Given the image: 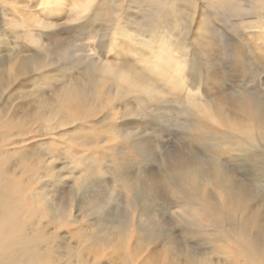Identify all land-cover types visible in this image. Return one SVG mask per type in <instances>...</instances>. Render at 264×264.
Returning a JSON list of instances; mask_svg holds the SVG:
<instances>
[{
	"label": "rangeland",
	"instance_id": "1",
	"mask_svg": "<svg viewBox=\"0 0 264 264\" xmlns=\"http://www.w3.org/2000/svg\"><path fill=\"white\" fill-rule=\"evenodd\" d=\"M100 1L0 0V63L8 62V56L30 57L28 60L37 61L27 69L30 75L22 80L24 87L16 93L20 99L13 101L15 105L20 103L17 106L24 110L39 109L38 116L30 117V123L24 126V131L28 130V142L20 144V150L26 153L33 168L41 170V164H49L53 173H62L65 185H60L57 191H63V195L65 191L66 198L73 200L72 204L81 201L85 190H88L85 197L95 194L118 199V209L109 206L115 210H100L95 215L98 220L120 228L104 232L106 238L115 241L109 242L110 247L120 243L117 239L125 243L128 238L130 248L141 246L144 254L154 246L152 259L160 264L224 263L228 259H224L225 255L219 250L226 244L217 242L214 226L207 223L209 219L202 217L200 223L196 222L202 225L195 228L184 223L186 208L180 203L194 205L198 195L207 194L210 187L206 183L192 184L197 193L192 196L187 192L186 195L182 191L184 184L189 186L192 178L184 174L183 168L196 166L195 178H202L217 167L219 184L223 183L227 171L242 181L254 176L251 190L244 186L237 189L242 195L246 191L252 194L257 200L255 206L260 204L264 209V148L254 142L248 149L241 148L232 154L245 160L230 162L231 159L223 157V152L214 145L222 136L238 141L240 132L207 126L210 116L206 111L208 105L211 107L225 95L230 97L228 103L243 94L250 95L253 103L264 104V0H180L181 3L164 0L166 5L156 0H143L146 12L140 9L143 4L133 6L132 0H126L131 5L124 2L120 7V0ZM84 2L88 4L87 9L79 11ZM150 6L159 8L161 13L151 14L147 10ZM175 17L182 27L176 26ZM113 21L122 23L127 28L125 32L114 31ZM133 26L137 27L136 33L132 31ZM198 33L201 34L197 36ZM160 35L164 37L162 44L156 39ZM176 49L180 54L176 55ZM157 52L173 57L172 61L177 63L185 58L182 74H175V64L171 63L170 68L165 69L172 70V76L167 77V72L157 76L151 68L152 61L158 59ZM128 77L142 83L150 92L138 91V97L131 96L122 106L111 109L99 103L89 111L84 106L66 107L59 119L55 115L57 104L49 109L43 107L46 99L52 102L57 91L67 84H80L82 88L91 84L95 87L99 83L98 94L106 100L116 93L118 85L125 89L124 84L128 82L124 80ZM142 96L149 99L140 101ZM152 102L155 106L144 107L151 106ZM202 121L207 123H200L201 129L194 130L198 126L194 122ZM1 126L0 141L13 143L15 134L24 132L17 128L15 131L11 125L2 123ZM48 128L53 130L46 131ZM211 137L217 143L214 144ZM259 145L264 147V142ZM66 146L72 155L68 163L64 160ZM6 149L12 151L11 147ZM179 157H182L181 162ZM4 158L5 162L10 161L5 154ZM16 160L19 159L11 161L12 166L18 163ZM240 165L244 167L239 169ZM18 180L15 178L11 182L18 184ZM38 188L39 185L34 186L35 191ZM51 190L49 187L47 193ZM15 204L19 205L16 208L22 218L27 219L26 211L22 214L19 210L23 205ZM126 204L130 206L125 212ZM218 209L230 212L231 206L226 209L220 204ZM145 213L157 218L148 219ZM176 213L184 217L183 222L181 216L172 218ZM131 218L139 220L137 226H131ZM154 219L167 224L160 234ZM59 222L64 225L63 221ZM91 223L93 220L89 225ZM190 228L193 234L182 233ZM138 232H143L140 234L143 238L138 237ZM60 234L65 237V245L74 250L76 240L62 228ZM78 246L80 248L79 243ZM121 246L122 249L126 247L125 244ZM108 252L109 248L105 253ZM188 253L194 256L188 258Z\"/></svg>",
	"mask_w": 264,
	"mask_h": 264
},
{
	"label": "bare ground",
	"instance_id": "2",
	"mask_svg": "<svg viewBox=\"0 0 264 264\" xmlns=\"http://www.w3.org/2000/svg\"><path fill=\"white\" fill-rule=\"evenodd\" d=\"M86 1L88 2V0ZM103 1L104 0H101L100 3H102ZM132 1L133 6L136 4L139 5V3L143 4V6L140 5V9L146 12V7L144 5L145 3L143 0ZM156 1L166 5V0ZM124 2L127 1L120 0V2L118 3V7H120V5ZM84 3L85 4L79 7V11L80 9L82 11L87 9L88 4H86V2ZM127 3L130 4L131 2ZM53 5L55 4L53 3ZM174 6H176V4H174ZM174 8L178 9L177 6ZM131 9L133 10L134 8ZM147 10H149L151 14L153 13L155 15H159L161 13V10L157 7L150 6L147 7ZM171 10L174 9L171 8ZM128 16H130V14ZM96 18L97 17L95 16V19ZM174 20L176 26L182 27V23L179 19H177V17H175ZM111 27L115 29L114 31H118V34L123 31L125 32V29H127L125 26L123 27V24L118 21H113ZM131 28L133 33H136L137 27L133 26ZM199 28H197L198 30L196 31L199 32ZM160 29H162V27ZM183 30H185V28ZM151 31L154 32L153 29ZM199 34L201 33H198L197 36H199ZM156 39L159 40L161 44L164 42L163 35L156 37ZM149 50H151V48H149ZM175 53L176 55L180 54V51L176 49ZM155 56H157L158 59L152 61L151 68L156 71L155 74L157 76L163 74L164 72H167V77L172 76L170 75L172 70L170 71L165 69L167 67L170 68L171 63L175 64L174 73L176 74L177 72L178 75L182 74V65L185 64V58L182 60L183 63H177V61H172L174 60L173 57L159 55L158 52L155 54ZM184 56L185 55H183V57ZM28 58L30 57L8 56V62L0 63V130L2 129L1 124L3 123L5 124V126L11 125L14 130L15 128H17V131L18 129L24 131V126H28V124L30 123L28 119L32 116L36 117L39 114L38 108L28 109L25 107L26 110H24L21 106V108L17 106L20 105V103L17 105L13 103L14 100L20 99V97L17 96L16 93L22 90L24 87L22 80L30 75L27 73V69L30 67V65H35L37 63V61H32L31 59L28 60ZM162 58L167 61V63H163ZM126 74L130 75L131 73ZM122 77L125 76L122 75ZM124 82H128L124 84L126 86L125 89H121L120 85H118L116 93L110 98H106L108 102L98 94L99 83L98 86L95 87L93 86V84H91L90 86L84 85V87L82 88L80 87V84H77V82V86L67 84V86L62 87L59 91H57L56 96L54 97L52 102H50L49 99H46L43 107L49 109L50 107H53L55 104H57L58 112L55 115L56 118L59 119V115L65 113L66 107L72 108L78 106L79 108L84 106L87 107L89 111L95 103H99V105H106L108 109L116 108L122 106L125 100H127L129 97L134 95L137 96V94H139L138 91L146 90L144 89L143 84L138 82L136 79L132 80L130 79V77H128L124 80ZM205 82L207 83V81ZM6 89H10V91L7 92ZM184 90L185 89L183 88V91ZM146 91L148 92L149 90ZM141 98L143 99L140 101H144L145 98L149 99L148 96H142ZM236 98L238 100L233 99V102L228 103V99H230V97L225 95L220 100L216 99V101H218L216 103H213L211 107H209V105H205V107H208L206 108L208 109L206 111L210 116V122L207 126L216 125L221 128L228 129L233 133H236L237 131L240 132L241 137L238 139V141H231L230 139L222 136L219 137V142L217 143V141L213 137H211V141L214 144L217 143L216 145H214V147L221 150L223 152L222 156L229 160L231 159L230 162L232 163L240 161L241 159L245 160V158L232 155L233 153L238 152V150H241V148H244V150L248 149L252 144H254V142L257 143L259 147H262V149L264 148L263 145H259L261 142H264V104L262 102L261 104H259L256 101L253 103L250 100V95L244 96L243 94H238ZM152 105H154L153 102L151 106L144 105V107L148 108L152 107ZM116 113L117 112H115V114ZM58 122H60V120H58ZM194 123L198 126L197 128L194 127L193 129L198 130L201 129V126L199 125L200 123L207 122L202 121ZM30 128L31 127H28V129ZM49 130L53 129L48 128L46 131ZM0 133L3 132L0 131ZM26 134H28V130L24 131L21 135L15 134L13 143H10L6 140L0 141V165H2L0 167V264H160L152 259V255L154 254V246L151 247L146 254H144V248H142L141 246L134 247L132 250L130 248L131 244L129 240H127V238L125 243H122V241L117 239L120 243L113 244L110 247L109 242L115 241L106 238L104 232L108 231L109 229L119 231L120 228L117 226H113V224H111L110 222L105 223L104 221L98 220L97 218H95V215L100 210H108L110 212H113L115 209H118L119 207L117 208V206H119L120 204L118 199L114 196L104 198V196L101 195L97 197V195L95 194H93L92 197H85L88 191L85 190L83 191L81 201L77 204H72L74 203L73 200L71 198H66L67 195H65V191L64 195L63 191L62 193L57 191L60 185H65L62 173H53L52 168L51 166H49V164H41L42 169L37 170L36 168L32 167L33 164L27 161L26 153L23 152V150H20V144H25L28 142ZM206 138L209 137L206 136ZM9 141H11V136ZM7 147H11L12 151H8L6 149ZM65 148L67 152L64 155V160H67L68 163L70 160H72V155L68 150L69 147L66 146ZM4 154L8 156L10 160L9 162H5ZM15 158L19 159L18 161L16 160V162L18 163H16L15 166H12L14 165V163H11V161ZM181 159L182 157H179V162H181ZM244 165L246 166L245 163ZM12 167H14L15 170H12ZM243 167L244 166L240 165L239 169ZM196 168L197 167L194 165L185 166L183 168L184 174L189 175L192 178V181L189 186L187 184H184V189L182 191L185 192L186 195L187 192H189L190 194H192V196H194V194L197 193V189L191 187V185H199V183H206L207 187H210V189L207 194L201 193V195H198V198L196 195L195 198H197V200L194 205L189 202L180 203L186 208V211H183V214L187 218H185V221L184 217L177 213L172 215V218L176 219L177 217L181 216L182 219L180 221H184V223L186 225H190L191 228L201 226L202 224H198L196 222H199L202 217H207L209 219L207 223L214 226L213 232L215 234L217 242H221L220 244H226V246H224L219 251H221L220 253L222 256L225 255L224 259H228L224 263L214 264H264L263 206L258 203L259 206L256 207L254 202H256L257 200L252 197V194H249L246 191L242 195L241 192L237 189L238 186H244L245 189L251 190V180L252 178H254V176L251 174L253 176L252 178L246 181H242L237 180L235 177H232V173L230 171H227L223 183L219 184L216 179V173L219 172L217 167L214 168L210 174L206 173L204 176H202V178H195V175L197 173ZM17 174L19 175V178H17ZM15 178L19 179L18 184H16V182H14V184L11 182L14 181ZM125 180L126 179H123V181ZM44 182L46 183V185H43ZM35 185H39L37 191L34 190ZM49 187L52 190L50 191V193H47ZM49 194L52 195L49 196ZM215 198H217L218 201ZM16 202L23 205L19 210L22 212V214H24V212L26 211L27 219L22 218L21 214L18 212L16 207H19V205L15 204ZM220 204L223 205L226 209H229L231 206L230 212L219 211L218 205ZM37 206L41 207L42 209L38 210ZM109 206L115 207V209H110ZM128 206L130 205H125V212ZM133 211L138 212L137 210ZM34 212L37 213L36 218L34 217ZM74 214H76V216H74ZM92 214L94 216L93 219ZM30 215H32V217ZM145 215L148 219L157 218L156 215H154V217H152L148 213H145ZM111 218L112 217H110L109 220ZM59 220L63 221L64 225H62ZM90 220H93V223H91V225H89ZM138 221L139 220L134 221V219L131 218V226L134 224L137 226ZM154 222L159 226L156 229L159 234L164 231L167 226V224L157 219H154ZM61 228L67 231V234L70 235V238L76 240V247L74 250L71 247L65 245V237L60 234ZM191 228L187 231L182 230V233L185 235L191 233L193 234L194 231L191 230ZM136 230L138 229L136 228ZM138 233V237L143 238V236L140 235L143 232ZM155 240L159 242L160 238H156ZM77 242L80 244V248ZM122 244H125L126 246L125 248L123 247L124 249L121 248ZM97 245L99 246L97 247ZM108 248L109 252L105 253ZM140 252L142 253L140 254ZM193 256V253H188V258H191ZM256 258L258 262L256 261ZM165 264L168 263L166 262ZM208 264L213 263L210 262Z\"/></svg>",
	"mask_w": 264,
	"mask_h": 264
}]
</instances>
